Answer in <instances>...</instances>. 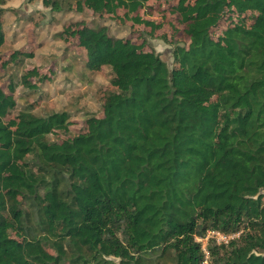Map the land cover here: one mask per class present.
I'll use <instances>...</instances> for the list:
<instances>
[{
    "label": "trees",
    "instance_id": "1",
    "mask_svg": "<svg viewBox=\"0 0 264 264\" xmlns=\"http://www.w3.org/2000/svg\"><path fill=\"white\" fill-rule=\"evenodd\" d=\"M149 1L42 0L121 22ZM153 1L189 40L171 68L105 25L60 34L76 39L86 69L112 72L116 90L84 131L51 140L69 134L67 112L28 106L10 118L17 87L36 90L45 70L0 82V264H264V0ZM209 230L241 234L208 240L206 263Z\"/></svg>",
    "mask_w": 264,
    "mask_h": 264
},
{
    "label": "rangeland",
    "instance_id": "2",
    "mask_svg": "<svg viewBox=\"0 0 264 264\" xmlns=\"http://www.w3.org/2000/svg\"><path fill=\"white\" fill-rule=\"evenodd\" d=\"M66 1L71 6L76 2ZM3 8L5 11L0 13V26L6 42L0 50V82L11 80L18 84L25 69L31 66L45 70L50 76V82H39L36 90L17 87V107L10 118L28 106H32V112L38 116H48L54 112L69 113V134L57 132L51 136L52 141H61L84 131L85 122L90 117H102L106 95L116 90L111 85L110 68L104 67L99 72L85 68V52L76 45V39L65 40L66 35L60 36L66 27L77 21H83L92 28L105 25L109 28L110 36L130 38L136 44H144L156 51L170 68L173 66L175 46L189 44L182 33L184 25L180 16L153 0L145 4L136 21L123 22L110 16L97 17L88 10L82 13L75 9L68 11L66 3L62 11H53L44 6L42 0H11ZM119 14L123 16L124 11ZM147 21L158 25V28L146 25ZM15 51L32 53L33 57L29 58L24 53L17 62L10 61ZM3 62H7L6 66H2ZM236 234L240 235L241 232ZM201 239L206 247V237ZM209 240L216 242L211 237Z\"/></svg>",
    "mask_w": 264,
    "mask_h": 264
},
{
    "label": "built area",
    "instance_id": "3",
    "mask_svg": "<svg viewBox=\"0 0 264 264\" xmlns=\"http://www.w3.org/2000/svg\"><path fill=\"white\" fill-rule=\"evenodd\" d=\"M210 237L216 240V242L214 241L216 244L221 245V244H228L232 239L239 237V234H225L219 231L209 230L206 235V242L209 240ZM203 248L206 254V263H207L209 254L206 250V247L203 246Z\"/></svg>",
    "mask_w": 264,
    "mask_h": 264
}]
</instances>
